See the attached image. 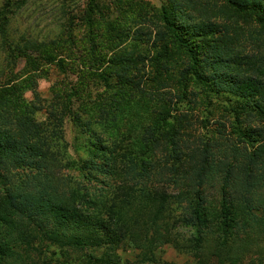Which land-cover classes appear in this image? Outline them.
Instances as JSON below:
<instances>
[{"label":"trees","instance_id":"trees-1","mask_svg":"<svg viewBox=\"0 0 264 264\" xmlns=\"http://www.w3.org/2000/svg\"><path fill=\"white\" fill-rule=\"evenodd\" d=\"M224 1L231 20L254 22L264 34V0ZM195 5L165 0L163 49L172 48L171 59L181 61L182 79L200 87L194 101L208 93L227 97L226 122L189 145L183 119L162 106L167 112H151L139 146L126 148L121 136L106 139L94 131L67 95L62 114L86 136L79 162L86 185L58 174V154L46 148L36 122L16 123V138L0 129V181L9 174L18 182L0 195V264H51V246L66 264H124L119 251L126 248L139 250L138 262L153 261L154 250L165 244L200 263L264 264V69L250 64L245 71L235 49L240 31L195 18L201 9ZM50 45L41 49L62 66L64 57ZM127 59L120 65L131 63ZM123 71L119 90L129 81ZM103 109L104 116L112 113ZM174 205L182 211L176 217ZM177 225L189 228L188 240L178 238Z\"/></svg>","mask_w":264,"mask_h":264},{"label":"rangeland","instance_id":"rangeland-1","mask_svg":"<svg viewBox=\"0 0 264 264\" xmlns=\"http://www.w3.org/2000/svg\"><path fill=\"white\" fill-rule=\"evenodd\" d=\"M164 3L165 0H0L1 132L6 128L8 136L16 138V123L25 119L36 122L46 148L58 154L63 167L58 174L71 184L77 181L86 185L79 171V162L86 157L82 148L86 136L80 134L71 117L62 114L61 104L67 95L72 96L75 110L83 121H90L94 131L106 139L121 136L126 148L139 146L145 127L152 124L151 112H167L162 106L183 119L186 127L182 136L190 141L189 145L197 136L213 132L218 121L226 122L222 115L227 116V97L208 93L194 101L191 96L199 86L182 79L181 61L171 59L172 48L168 52L163 49L167 36L160 11ZM194 4L201 8L195 18L231 23L240 31L235 49L245 71L250 64L264 69V34H259L260 27L235 17L231 20L224 0H194ZM50 44L64 57L62 66L52 63L49 54L41 49ZM25 48L29 49L23 53ZM124 56L131 63L120 65ZM122 69L129 74V81L119 90L118 72ZM100 107L112 113L104 116ZM106 118L112 122L105 124ZM4 175L0 195L5 188L18 184L15 176ZM180 209L174 205L175 217L182 212ZM176 232L179 239L191 236L184 226L177 225ZM49 248L54 253H46L48 262L67 263L55 247ZM138 253L128 248L119 251L124 264H216L213 258L203 257L205 263H200L192 253L178 251L171 244L158 246L153 261L138 262Z\"/></svg>","mask_w":264,"mask_h":264}]
</instances>
